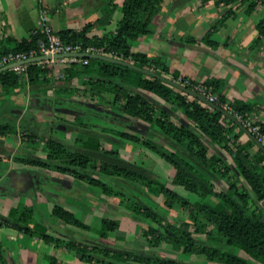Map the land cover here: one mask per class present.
I'll use <instances>...</instances> for the list:
<instances>
[{
  "label": "trees",
  "instance_id": "trees-1",
  "mask_svg": "<svg viewBox=\"0 0 264 264\" xmlns=\"http://www.w3.org/2000/svg\"><path fill=\"white\" fill-rule=\"evenodd\" d=\"M237 1L217 0V3L233 4ZM162 2L124 0L121 18L113 31H104L101 35L93 32L94 28L104 29L110 24L115 11V7L111 6L102 17L87 23L80 31L66 30L58 35L65 43L100 49L104 55L163 76L166 69L162 67L161 71L159 66H163L164 61L135 53L131 46L138 38L152 31L150 26ZM249 7L255 8L253 0ZM259 34H264V18L259 23ZM40 39V34H33L28 41L6 49L4 54L29 53L37 49ZM84 67L86 75L83 78L72 68L54 79L50 75L52 67L49 63L28 65L27 80H22L21 74L16 71L0 74V118H5V121L0 122V140L17 136L20 131L26 132L27 137H36L35 131H30L28 119L18 126L17 117L12 120L8 118L15 111L22 110V106L13 105L16 94L25 91L26 97L28 89L32 99L38 102V91L44 89L64 90L68 99L79 93L83 100L96 102L109 110L117 116L118 122H139L146 127L148 136L152 137L148 140H143L137 133L125 131H116L118 137L106 134L100 136L116 144L124 141L141 144L174 170L170 185L182 187L194 194L196 200L191 202L181 196L172 186L158 180L152 171L123 158L118 150L100 149L98 142H86L85 147L72 152L62 141L51 140L45 143L44 159L30 155L18 160L68 174L86 184L100 187L104 194L124 197L126 209L133 218L147 222L142 237L150 247L166 243L184 254L202 255L208 261L219 264H264V153L250 139L246 143L240 141L244 133L233 121L157 79L99 60L89 59ZM74 83H77V87ZM180 84L193 89L196 83ZM202 85L217 97L216 105L222 107L229 103L238 114L244 118L250 117L251 106L226 101L219 93L217 81H206ZM133 89L148 95L149 99L134 93ZM154 97L161 99L166 106L160 105ZM6 99L11 103L6 104ZM86 106L98 112L90 104ZM167 106L176 109L185 122H172L164 109ZM259 124L264 132V124ZM43 130H47V125ZM107 130L102 129L103 132ZM153 138H157L158 142ZM106 179L126 180L133 184L134 190L131 193L113 192L110 184L104 181ZM221 185L225 188L217 189ZM159 196L164 199L163 205L157 204L156 198ZM144 199L149 204H156V209ZM211 199L215 201L214 204L209 203ZM174 205H178L181 211L188 210L189 206L193 210L184 220L178 214L173 215V218L178 219V222H174L168 217ZM53 214L64 223L88 229L71 212L60 206H54ZM23 221L20 217L12 226L25 234L31 233V228L21 225ZM118 227V221L102 219L98 235L107 238ZM55 244H60V241L55 240ZM62 244L68 248L75 246L70 242ZM224 247H232L245 256L224 252L221 250ZM95 249L92 252L82 251V259L103 261L108 251L101 246H95ZM125 254L132 258L133 264H178L175 260L156 254Z\"/></svg>",
  "mask_w": 264,
  "mask_h": 264
},
{
  "label": "crops",
  "instance_id": "crops-1",
  "mask_svg": "<svg viewBox=\"0 0 264 264\" xmlns=\"http://www.w3.org/2000/svg\"><path fill=\"white\" fill-rule=\"evenodd\" d=\"M123 2L124 0H0V57L6 49L31 38L37 30L41 12L45 13L48 23L58 34L66 30L80 31L87 23H93L114 6L110 24L104 29H93V32L101 35L104 31L114 30L121 18ZM251 2L252 0H239L226 4L217 3V0H164L153 19V39L141 37L132 46L141 53H153L161 57L169 71L178 73L179 77H187L195 83L217 81L219 93L226 101L251 106L250 116L264 124V100L257 99L258 94L264 92V34H259V23L264 17L260 11L249 7ZM152 44H155V49ZM164 77H171V74ZM29 96L26 94L24 103L30 99ZM24 103L22 109L27 111L28 107ZM15 104L21 106L22 102ZM109 115V118L103 119L104 122H118L117 116ZM14 117H17V121L23 120L21 112L15 111L8 116L10 120ZM33 118L30 121V131H36L32 122L45 121L34 114ZM122 122L125 129L129 130L123 131L135 132L131 123ZM78 129L79 127L74 126L71 134L77 133ZM107 129L109 131L106 134L118 137L116 131L120 130L111 127ZM138 130L143 132L142 128ZM248 139L244 134L240 141L244 143ZM3 146V141H0V150H3ZM147 151L149 155H154ZM11 170L15 169L9 166L7 172ZM5 173L1 174L4 176ZM55 179L52 181L55 182ZM58 180L62 183L61 179ZM40 190L44 194V188ZM52 192L45 194L51 200L49 220L44 218L42 224L33 221L31 233L25 234L10 224L0 225V252L3 239L18 245L17 259L0 254V264H118L117 261L133 264L132 258L127 257L125 252L156 254L175 260L178 264H219L208 261L202 255L184 257L181 250H174L166 243L150 247L137 227L145 221L134 219L129 211H107L108 215L111 214L109 217H115L109 220L119 222L118 229L110 232L107 238H100L99 235L89 238L88 235L85 236L89 230L88 225L84 224L88 229L72 226L54 216L55 205L74 216L75 212L64 204L70 198L68 195ZM55 201L58 204H54ZM119 212L120 215L117 214ZM120 238L122 240L119 242ZM55 240H59L60 244H55ZM63 242H70L75 246L68 248ZM95 246L104 247L108 251L103 261L90 262L82 259L81 252L96 251Z\"/></svg>",
  "mask_w": 264,
  "mask_h": 264
},
{
  "label": "rangeland",
  "instance_id": "rangeland-1",
  "mask_svg": "<svg viewBox=\"0 0 264 264\" xmlns=\"http://www.w3.org/2000/svg\"><path fill=\"white\" fill-rule=\"evenodd\" d=\"M164 2V0H163ZM162 2V3H163ZM162 6V4H161ZM151 29H153V21L151 24ZM155 32L151 31L147 33L146 35L142 36L148 37V39H153L152 35ZM141 38V37H140ZM139 39V38H138ZM132 46V45H131ZM133 48V46H132ZM152 48L155 49V44H152ZM135 53H141L138 50L132 49ZM144 54V53H143ZM4 55V54H3ZM147 57L150 59H157L158 61L161 60V57L153 54V53H146ZM41 65V64H39ZM49 65L52 67L51 71V77L54 79H57L59 76H62L66 69H76L78 71V74L81 78L85 77L86 75V69L84 65L80 63H71V62H61L57 61L54 63H49ZM162 67H165L166 71L164 73V76H168V74H171L170 78L171 80L182 83L187 77H179L178 73L170 72L169 67L165 66V62L163 66H159V69L162 71ZM19 73L21 74L22 80L28 79V72H27V66L21 70H19ZM190 82H192L190 79H188ZM202 84V83H196ZM77 87V83L73 84ZM135 93V92H134ZM27 96L30 95L29 90L26 89ZM137 94V93H136ZM25 91L20 92L19 94H16L14 98V102H25ZM38 99L39 101H42L45 98H52V99H58V100H66L68 99L67 93L64 90H60L57 88H50V89H44L38 91ZM28 98V97H27ZM30 99H27L26 103H24L25 107H28L30 109L31 104L32 106H37V102L33 104L32 97L29 96ZM69 99H74L78 101H87L83 100L81 96L78 94H75ZM258 100H264V92H260L257 97ZM154 100L159 102L160 105L166 106V104L159 99L158 97H154ZM11 101L6 99V104H10ZM15 103L13 105H15ZM90 103H87V105ZM92 107H95V109H99L98 112L100 115L95 117L90 116H78L74 113L68 114L61 112L60 114L67 115L65 118H62L61 121L53 123L52 127L53 130H43L46 126L45 121L42 120V122H32L33 126H36V137L30 138L26 136V132H19V135L17 137H7L3 141L4 146L1 147L0 150V173H4L7 171L9 166H12L15 170L19 171H38L40 173H43L46 177L47 181H45L44 186V194H42L41 190H32L28 194L23 195H5V193L0 192V225H12L16 224L18 222V219L22 217L24 219L22 226H26L28 228H31L33 225V221L38 223H43L44 218H47L49 220V211H50V198L47 197V195L50 192H55L53 194L59 193H65L70 198L65 202L70 209L74 210V214L77 220H79L81 223L86 224L89 226V230L86 231V235H88L89 238H93L96 235H98V231L101 229V220L103 218H112L115 219V217H109L108 215L109 210L115 209L119 211H125L128 212L126 209V199L124 197H115L114 195H107L104 194L100 187L92 186L89 184H86L84 181L77 180L73 177H71L68 174H61L53 170L48 169H36V166L28 165L20 162L18 159L22 157L32 156L34 158L44 159L45 158V143L51 140H61L63 143L69 146H77L79 148L86 145V142H98L101 146V148L108 150L110 148L118 150L123 158L130 162H136L139 166L143 168H148L150 171L154 173V176L161 180L163 184H166L168 186H172V188L178 192L181 196L189 199L191 202H194L196 200V196L194 194H191L189 192H186L182 187L177 185H170L172 178L174 176V170L170 167L168 163L165 161L157 158L156 156H151L148 154V149H146L141 144L132 143L130 141H124L123 143L116 144L109 142L108 140L104 139V137L100 136L101 134L105 135L107 132H103V128H114L120 131H123L125 129L123 122H107L103 121L105 119L103 114H109L111 113L109 110L104 109L100 105L90 104ZM1 107V105H0ZM169 111L170 120L174 123H177L178 121H181V115L176 109H170L169 106L166 107ZM26 109V108H25ZM23 110V111H22ZM19 111L21 112V115L23 116V120H27L30 118L31 114L36 115L39 119H46L48 118L49 112L46 109L38 108V110H32L24 111L22 109ZM81 112V111H80ZM1 114V110H0ZM251 117V116H250ZM0 122L5 121V118H0ZM22 120V121H23ZM106 120V119H105ZM262 120V118H261ZM17 121L18 126L22 122ZM183 122L184 119H182ZM258 122V121H257ZM259 123V122H258ZM261 123V122H260ZM95 125V126H94ZM64 126L67 127V130H63ZM79 127L77 133H72L70 127ZM127 130V129H125ZM109 131V129L107 130ZM129 131V130H127ZM75 132V131H74ZM137 135H140V137L143 140H148L149 137L148 134L143 131L140 133V131L137 129L135 130ZM133 132V133H135ZM71 134V135H69ZM68 135L70 137H68ZM109 135V134H106ZM155 142H158L157 138H153ZM247 142V141H246ZM244 142V143H246ZM12 147V148H10ZM13 148H15V152H13ZM74 152L73 150H71ZM211 151L209 152V154ZM208 154V155H209ZM102 177L108 178V176L101 174ZM95 177H98V175H95ZM61 179L63 188L59 187V183H55L52 181V179ZM108 182L111 186V189L113 192L115 191H125L127 193H131L134 190L133 184L130 182L123 180V179H106L104 180ZM225 186L221 185L217 187V189H224ZM40 191V192H39ZM10 193V192H9ZM103 195V196H102ZM158 205H163L164 199L159 196L156 198ZM147 204V200H143ZM54 204H58V201L53 202ZM209 203L214 204L215 201L211 199ZM153 209H156V204H149ZM56 206V205H55ZM68 208V209H69ZM108 209V210H107ZM192 207L189 206L188 210L181 211L178 207V205H174L171 215H169V219L174 222H178L177 218H173V215L178 214L182 220H184L188 214L193 210H191ZM160 212H163L162 209L159 210ZM117 214H121L120 212ZM56 218L53 216V220ZM119 223V222H118ZM147 222L145 223H139L137 225L138 232L142 234L143 231L147 229ZM114 232V231H113ZM203 239V237H201ZM122 239H118L120 242ZM2 250L0 254H5L8 257L11 256L12 259H17L16 255V247H18L17 243H12L7 241L6 239H3L2 243ZM224 252L237 254L245 256V254L241 251H237L232 247H224L221 248ZM191 255L184 254V257H190Z\"/></svg>",
  "mask_w": 264,
  "mask_h": 264
},
{
  "label": "built area",
  "instance_id": "built-area-1",
  "mask_svg": "<svg viewBox=\"0 0 264 264\" xmlns=\"http://www.w3.org/2000/svg\"><path fill=\"white\" fill-rule=\"evenodd\" d=\"M255 3V9L260 11L264 17V0H253ZM40 34L41 39L38 40L37 49L30 51L29 53H7L0 57V68L26 60L32 57L42 56V55H54V54H64V53H89V54H98L104 55L102 50L95 49L93 47L83 48L81 45L68 44L63 42L59 35L54 32L51 25L48 23L47 17L44 12L40 13L39 20L37 23V30L34 34ZM88 60L83 59H64V60H51L45 63H54L57 61L61 62H71V63H80L82 65H87ZM44 64V63H38ZM28 66V65H26ZM26 66H20L14 68L12 71L19 73V70L25 68ZM184 84H190V81L186 79ZM200 95L204 96L209 102L216 104L217 97L210 93L202 84L193 85L191 89ZM224 111L232 115L238 122H240L263 146H264V132L260 124L254 120L252 117L244 118L242 115L238 114L231 104L226 103L221 107Z\"/></svg>",
  "mask_w": 264,
  "mask_h": 264
},
{
  "label": "water",
  "instance_id": "water-1",
  "mask_svg": "<svg viewBox=\"0 0 264 264\" xmlns=\"http://www.w3.org/2000/svg\"><path fill=\"white\" fill-rule=\"evenodd\" d=\"M72 58H77V59L86 58V59H92V60H99V61H103L106 63L119 65V66H122V67H125L128 69L140 72V73H142L148 77L157 79V80L165 83L166 85L179 90L184 95H187L193 99L198 100L199 102L205 104L206 106H208L212 110L219 112L222 116L233 121L239 127V129L257 146V148H259L264 153V146L240 122H238L232 115H230L229 113L224 111L218 105L209 102L204 96L200 95L199 93H197V92H195L189 88H186L184 85H182V84H180L174 80H171V79L166 78L164 76L158 75L157 73H155L151 70L140 68L136 65H133V64L126 62V61H123L121 59H115V58L109 57L107 55H98V54H89V53H64V54H54V55H42V56H37V57H32V58H29L26 60H22L20 62L8 64V65L0 68V74H3L7 71H12L14 68L20 67V66L45 63V62H49L51 60H64V59H72ZM133 91L135 93L141 95L142 97L149 99L148 95L143 94L136 89H133ZM92 108L95 109V107H92ZM164 109H165V111H167L169 113V111L167 110L166 107ZM95 110L98 111L99 109H95ZM109 114H111V113H109ZM181 122H183L182 119H181ZM132 127H133V130H137L138 128H142L143 131H147L146 127H144L139 122L132 123ZM37 174L38 173L32 172V171H16V170L10 171L7 174V177L10 179V183L15 188V191H16L15 195H20L21 193H18V192L22 188L30 189L31 185L34 184L33 178ZM54 181L56 183L60 182L58 179H55Z\"/></svg>",
  "mask_w": 264,
  "mask_h": 264
},
{
  "label": "flooded vegetation",
  "instance_id": "flooded-vegetation-1",
  "mask_svg": "<svg viewBox=\"0 0 264 264\" xmlns=\"http://www.w3.org/2000/svg\"><path fill=\"white\" fill-rule=\"evenodd\" d=\"M34 102L36 103L35 99H33V104H35ZM87 103L96 104V102H92V101H89V102L88 101H78V100H74V99H72V100L71 99L58 100V99H52V98L48 97V98L43 99L42 101H38L37 104H35V105H37L35 107L32 106V104H31L30 109L32 112V110H38V108H43L49 112L48 118L45 119V124L47 125V130L49 129L51 131V130H53V127H52L53 123L59 122L62 120V118H65L67 116V115L60 114L61 112L68 113V114L74 113L75 115H78V116L83 115V116H90V117H95V118H96V116L100 115L99 112H95L92 109L90 110V108H88L86 106ZM30 109L28 108L27 111ZM103 115L105 118L110 117V115H108V114H103ZM32 119H34L33 114H31L30 118L28 119L29 124H30V121ZM70 129H73V127H70ZM63 130L66 131L67 127L64 126ZM58 141H61V140H58ZM67 146L70 148V150H73V151H76L78 149L83 148V147L79 148V147L74 146V145H72V146L67 145ZM100 149H103V148H101V146H100ZM36 169L41 170L42 168L37 167ZM9 172L10 171H8V172L6 171L4 176L0 173V192L5 193V195L7 194V195L15 196V192H16L15 188L10 183V179L7 177V174ZM33 181H34V184L31 185L30 189L22 188L18 193H21V195H23V194H28L32 190H36V189L40 190V189L44 188V186H45L44 184H45V181H47V179L43 173H38L36 176H34ZM58 185L60 188H63L62 185H60V183Z\"/></svg>",
  "mask_w": 264,
  "mask_h": 264
}]
</instances>
